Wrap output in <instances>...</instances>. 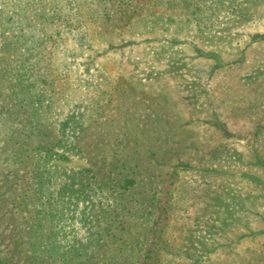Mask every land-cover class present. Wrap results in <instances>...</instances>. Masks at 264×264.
<instances>
[{"label":"rangeland","instance_id":"1","mask_svg":"<svg viewBox=\"0 0 264 264\" xmlns=\"http://www.w3.org/2000/svg\"><path fill=\"white\" fill-rule=\"evenodd\" d=\"M0 264H264V0H0Z\"/></svg>","mask_w":264,"mask_h":264}]
</instances>
